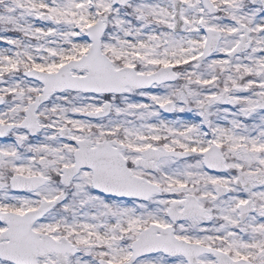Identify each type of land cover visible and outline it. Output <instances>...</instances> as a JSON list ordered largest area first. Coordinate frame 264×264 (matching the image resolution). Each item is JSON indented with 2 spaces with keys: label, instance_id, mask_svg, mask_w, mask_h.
<instances>
[{
  "label": "snow or ice",
  "instance_id": "snow-or-ice-1",
  "mask_svg": "<svg viewBox=\"0 0 264 264\" xmlns=\"http://www.w3.org/2000/svg\"><path fill=\"white\" fill-rule=\"evenodd\" d=\"M0 264H264V0H0Z\"/></svg>",
  "mask_w": 264,
  "mask_h": 264
}]
</instances>
